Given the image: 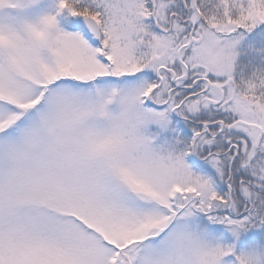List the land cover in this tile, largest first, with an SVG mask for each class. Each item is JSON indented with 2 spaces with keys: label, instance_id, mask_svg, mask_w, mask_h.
<instances>
[{
  "label": "snow or ice",
  "instance_id": "1",
  "mask_svg": "<svg viewBox=\"0 0 264 264\" xmlns=\"http://www.w3.org/2000/svg\"><path fill=\"white\" fill-rule=\"evenodd\" d=\"M0 264H264V0H0Z\"/></svg>",
  "mask_w": 264,
  "mask_h": 264
}]
</instances>
